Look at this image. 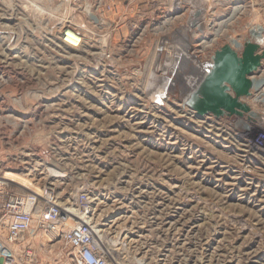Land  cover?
Wrapping results in <instances>:
<instances>
[{
  "label": "rangeland",
  "instance_id": "obj_1",
  "mask_svg": "<svg viewBox=\"0 0 264 264\" xmlns=\"http://www.w3.org/2000/svg\"><path fill=\"white\" fill-rule=\"evenodd\" d=\"M106 1L0 0L3 166L18 167L26 189L53 183L61 205L87 192L117 264H264V151L229 126L239 117H199L180 100L183 78L198 77L228 38L264 28V4L247 1L224 24L232 6L202 23L167 0L139 32L126 11L140 0H109L111 11ZM98 4L94 21L86 12ZM185 41L190 63L172 69ZM151 72L169 90L146 94ZM261 94L244 101L263 133Z\"/></svg>",
  "mask_w": 264,
  "mask_h": 264
},
{
  "label": "built area",
  "instance_id": "obj_2",
  "mask_svg": "<svg viewBox=\"0 0 264 264\" xmlns=\"http://www.w3.org/2000/svg\"><path fill=\"white\" fill-rule=\"evenodd\" d=\"M207 1H184V13L196 17L202 11L203 16H206L209 11L217 10L222 3L232 6L231 10L242 7L236 11H243L250 0H246V3L245 0H212L211 3ZM237 1L243 4L235 5ZM259 1L264 4V0ZM100 4L93 8L89 7L86 12L88 18L93 15L91 9L94 11L95 8L97 11ZM166 6L167 0H140L132 9L126 11L133 17L129 23H132V30L144 32L147 27L141 28L139 20L141 18L152 20L158 14H163L162 10ZM125 7L127 9L129 5L126 4ZM112 8L109 0L102 4V10L111 11ZM196 19L203 22L197 17ZM254 25L263 28L259 24L250 23L247 29L249 34H245V37L256 43L249 30ZM262 39L264 47V36ZM242 120L243 118H237L229 123L236 134L243 130L242 123L245 122ZM244 140L254 148L264 151V132L252 130L246 134ZM3 164L0 160V264H114L96 245V233L93 224H90L91 221L84 223L79 221L81 218L78 219V215L83 217L82 215L88 216L90 213L91 201L87 192H80L74 197L73 202L61 206L53 183L45 182L41 185L28 186L27 189L22 186L26 190H17V185H21L16 179L19 176V168Z\"/></svg>",
  "mask_w": 264,
  "mask_h": 264
},
{
  "label": "water",
  "instance_id": "obj_3",
  "mask_svg": "<svg viewBox=\"0 0 264 264\" xmlns=\"http://www.w3.org/2000/svg\"><path fill=\"white\" fill-rule=\"evenodd\" d=\"M194 36H192L193 38ZM246 39L241 53L228 45L219 48L201 70L192 88L180 92L183 108H189L197 116L212 115L215 118L247 115L257 116L243 102L250 97L252 82L248 77L257 70L264 59V50Z\"/></svg>",
  "mask_w": 264,
  "mask_h": 264
},
{
  "label": "bare ground",
  "instance_id": "obj_4",
  "mask_svg": "<svg viewBox=\"0 0 264 264\" xmlns=\"http://www.w3.org/2000/svg\"><path fill=\"white\" fill-rule=\"evenodd\" d=\"M174 2H177L178 1V4H180V5H183L184 4V1H186V0H173ZM211 1L212 0H208L207 2H209V3H211ZM188 2V1H187ZM186 3V2H185ZM188 4V3H187ZM240 10V9H242V7H236L235 8V10H232V11H230L231 12V14H230V16L226 19V21H224V24H228V23H230L231 21L233 22L234 21V18H235V16L237 15V13L239 12V11H236V10ZM186 14V13H185ZM200 21H203V17H205V16H203V14H202V12L200 11L199 13H198V16H196ZM91 18L94 20V21H97L96 20V18H95V16L94 15H92L91 16ZM231 22V23H232ZM203 23V22H202ZM224 24H223V26H224ZM250 34H251V36L254 38V40L256 41V43H254V44H256L257 46H258V53L257 54H259L262 50H264V47H262V41H263V39H262V37L264 36L263 34H264V30H263V28L262 29H260L259 28V26H257V25H254V26H252L250 29ZM228 37V36H227ZM186 38V37H185ZM246 38L247 37H240V38H235L234 36L232 37V38H228V42H229V47L233 50V51H235V52H237V53H241L240 51H241V48L243 49V44H244V41L246 40ZM215 39V38H214ZM243 39V40H242ZM241 40H242V43H241ZM161 41V40H160ZM212 41V40H211ZM207 42L208 41H206V43H201V45H199L198 46V48H200V49H204L205 47H207L205 44H207ZM224 42V41H223ZM185 45H181V47H182V52L177 56V59H175V63H173V66H172V69L174 68V66L176 67V68H180V69H183V70H185V68H187V66H188V64L190 63V60H191V58L189 57V55H188V49H187V46H188V42H186L185 41ZM209 43H210V41H209ZM253 43V42H252ZM261 44V45H260ZM224 46V45H223ZM222 46V47H223ZM178 53V52H177ZM194 54H195V52H194ZM193 54V55H194ZM156 55V54H155ZM263 60V59H262ZM262 60H261V62H260V66L261 65H263L264 64V62L262 63ZM168 62V61H167ZM180 64V65H179ZM204 64H202L200 67H202ZM258 67L257 68V70L255 71V72H253L249 77H248V79L252 82V87H251V89H250V94H251V92H253V91H258V92H260V93H262L261 95H263L264 94V72H263V77H257V76H255L256 74H254V73H256L258 70H259V68H261V67ZM264 66V65H263ZM163 68V67H162ZM164 70V69H163ZM194 70V69H193ZM186 71V70H185ZM164 72V71H163ZM174 73H176V72H174ZM262 73V72H261ZM254 74V75H253ZM164 75V74H163ZM201 75V72H200V74H199V76ZM199 76L198 77H196V78H192L191 76H189V77H184L183 78V80L181 81L182 83V87H181V91L182 90H188V89H190V88H192V86L194 85V83H196V80L199 78ZM259 76V75H258ZM166 77V76H165ZM161 79L164 81V83H163V86H161L160 87V85H158V82H160L161 81ZM170 84H171V80H168V79H165L163 76L162 77H157L155 74H154V72H151V73H149V77H148V82H147V93L146 94H148V95H150V93L149 92H151L153 89H155V91L151 94V95H153V94H160L161 92H162V90H169V86H170ZM174 87V86H173ZM244 99H246V98H244ZM244 99H243V101H244ZM259 100L260 99V95H257V97H256V100ZM248 100L249 99H247V101H246V103H245V101H244V103L247 105L248 104ZM248 106V105H247ZM249 108H250V111L251 112H253L256 116H257V114L254 112V110H253V107H250V106H248ZM257 107V106H256ZM206 116V115H205ZM249 119H252V118H249L247 115H244V117H243V122H245V123H242V127H243V136H244V138L246 137V134H249V132H251L252 130H254L255 128H254V124H253V122L255 121V120H257L258 119V116L255 118V119H252L251 120V122H250V120ZM249 120V121H248ZM248 121V122H247ZM256 122V121H255ZM244 140V139H243ZM246 143L249 145V146H251L252 148H254L251 144H249L247 141H246ZM254 149H256V148H254ZM256 150H258V149H256ZM18 186V188H17V190H19V189H22V190H26L24 187H22V185H17ZM59 203V202H58ZM61 205V204H60ZM61 206H65V204H63V205H61ZM76 215H78L77 213H76ZM83 217H80V215H78V219L79 218H81V220H79V221H83L84 223H88L89 221H90V218H89V216H84V215H82ZM90 224H91V222H90ZM94 231H95V236H96V245L99 247V250L101 251V253H103L108 259L109 258H111V255H110V252H109V250H108V248H107V246L108 245H106V242H104V241H101V237H100V235H99V231H97V229L95 228V226H94ZM116 236H118V235H116ZM123 236V235H122ZM116 239V238H115ZM122 239V237H120L119 236V238H117L116 239V241L118 242V241H120ZM113 241V240H112ZM114 242V241H113ZM110 243V242H109ZM108 244V243H107ZM114 244V243H113ZM102 249H104L105 250V252H103L102 251ZM110 260V259H109ZM113 263L114 264H117L116 262H114L113 261Z\"/></svg>",
  "mask_w": 264,
  "mask_h": 264
}]
</instances>
